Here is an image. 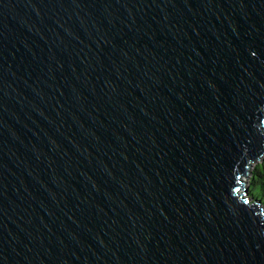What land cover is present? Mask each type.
I'll use <instances>...</instances> for the list:
<instances>
[{"label":"water","instance_id":"1","mask_svg":"<svg viewBox=\"0 0 264 264\" xmlns=\"http://www.w3.org/2000/svg\"><path fill=\"white\" fill-rule=\"evenodd\" d=\"M264 0H0V264H264Z\"/></svg>","mask_w":264,"mask_h":264},{"label":"trees","instance_id":"2","mask_svg":"<svg viewBox=\"0 0 264 264\" xmlns=\"http://www.w3.org/2000/svg\"><path fill=\"white\" fill-rule=\"evenodd\" d=\"M248 175V196L259 200L264 207V157L252 164Z\"/></svg>","mask_w":264,"mask_h":264},{"label":"rangeland","instance_id":"3","mask_svg":"<svg viewBox=\"0 0 264 264\" xmlns=\"http://www.w3.org/2000/svg\"><path fill=\"white\" fill-rule=\"evenodd\" d=\"M248 179H249V175H247V176H245V178H244V184H245V188L246 187H248ZM252 191H254V190H252Z\"/></svg>","mask_w":264,"mask_h":264}]
</instances>
